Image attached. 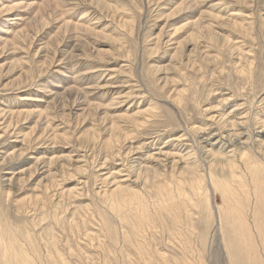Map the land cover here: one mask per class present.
I'll use <instances>...</instances> for the list:
<instances>
[{"label": "rangeland", "instance_id": "374dc122", "mask_svg": "<svg viewBox=\"0 0 264 264\" xmlns=\"http://www.w3.org/2000/svg\"><path fill=\"white\" fill-rule=\"evenodd\" d=\"M4 1L21 4L0 13V251L17 253L0 264H264V210L240 238L209 171L163 221L148 184L141 201L108 192L152 153L196 146L194 129L231 135L215 117L264 125V0ZM262 137L242 151L264 165Z\"/></svg>", "mask_w": 264, "mask_h": 264}, {"label": "bare ground", "instance_id": "6f19581e", "mask_svg": "<svg viewBox=\"0 0 264 264\" xmlns=\"http://www.w3.org/2000/svg\"><path fill=\"white\" fill-rule=\"evenodd\" d=\"M27 1H33V0H27ZM0 2L2 4H4L5 1L0 0ZM2 4H0V9H2V10H0L1 14L5 13V12L11 13L21 3H19V4L16 3L15 6L10 5L12 3L5 4V5H2ZM99 4H101V2H99ZM16 20L19 21V19H16ZM9 23H11V22H9ZM77 25H82V24L77 23ZM205 25L206 24L203 23L202 20H198L197 22L194 23V26L200 30L201 34L204 35V33L207 32L210 39L213 40L215 37V34H213V32L211 30L212 29L210 27L211 25L208 27H206ZM12 26H15V24L14 25L12 24ZM1 27H0V30H2ZM5 32H7V31H5ZM3 34L1 33L2 36H0V41L2 43H5V42H7V38L5 37V34L4 35ZM6 35H7V33H6ZM12 35H14V37H16L18 35V33L16 35H15V33ZM191 37H192V35H190V38ZM195 41H196V39H195ZM197 45H199V43ZM71 73L72 72L67 74V77L65 80L66 82L72 78L71 75L73 73L72 74ZM72 81H73V79H72ZM65 84H67V83H65ZM69 86L70 85H68V86L64 85V88L69 87ZM75 88L76 87H74V88L69 87L66 89V92H68V93L72 92V90H74ZM228 100H230V99H228ZM228 100H226V101H228ZM228 103H229V101H228ZM31 112H36V111L33 110ZM37 112H41V110L37 111ZM238 115H239L238 116V118H239L241 116V113ZM242 115L243 116H241L240 119L236 118L238 120H235V118H234L235 121L231 120V123H228L229 122L227 120L228 118H225L226 116L223 114L221 115L220 119H218L219 117L213 118L214 121H216V120L219 121L220 125L224 124L228 127H231L232 128L231 131L234 130V131H232L231 135L226 136L220 131L219 132L214 131L212 133H206L207 134L206 135L205 132L202 131V129L196 127L197 129H194V130L196 133H198L200 135V140L195 143L196 146L186 145L187 149L185 150V152L180 153L178 155L177 154H171V152L174 150H172L171 152L169 151L170 153L169 152L166 153V151L164 153H162L161 150H158L157 154L152 153L153 156H151V155L150 156L153 157V159H155L156 162H158L157 167L155 165L154 166L152 165V167H140V165L142 163H139L138 162L139 160H138L137 161L138 163L136 162L137 163L136 167H138L140 171L138 169H136V167H132L131 168L132 171H129V173L127 175H125L126 180H124V182H122L120 184H116V182H113V183L109 182L111 184V187L109 188L108 192L111 193L112 195L118 197V198H122V200L126 203L129 202V200L131 199V196L133 198L137 197V200L141 201L140 190H143V188L140 186L141 185L147 186V184H148L153 189L152 190L153 191V200L156 199V202L159 203L158 206L156 205L157 208L160 207V210L158 209V211H156L157 210L156 207H153V219L159 217V221L160 220L163 221V219L160 217L161 211H162L161 209L163 208V210H165V209L167 210V209L172 208L171 207L172 205L168 206V203H166L165 200H167L169 202L172 201L173 199L184 201L188 197L185 190H183V188H182L183 183H184V186H185V184L189 183L190 186L194 189L193 191L196 192V194H194L193 192L190 193V194H194L195 195L194 197L199 196V195L200 196L205 195L203 193L204 191L202 189V186H203V182H204L206 184L205 187H208V184L205 182V180H206V173L209 171L211 186H213L216 189L217 193L220 192L219 194H222L224 196V198L229 199V201H232L234 203L233 206L232 205L230 206V208L233 210L232 211L233 213L232 212L231 213L233 215L234 221H233L232 217L230 215H228L232 219L231 222H233L231 224V229L235 232H240V235L242 236L240 238H243V240H245V237L243 236L242 233L244 231H247L249 234H251V232L247 226V223L249 224L248 221L250 220L249 219V213H247L246 211L250 210L254 201H256V203H257L256 206L258 205V207H260L261 211L264 210V193H263L264 178L261 177V172H262L261 168L264 167V165L262 163H260L258 158L253 153H251L250 151H242V150L249 148V147H254L257 142H259V145L263 144V142H262L263 137L262 136L264 135V125H260L258 128H256L254 130L251 128V120H250L251 118L249 117V115L248 114L247 115L242 114ZM6 119L7 118H3V119H1V121H3V123H4L6 121ZM215 125H217V124H215ZM218 125H219V123H218ZM218 125L215 127H218ZM179 138H178V140L181 139V138L180 139ZM230 138H232V139H230ZM177 143H178V141H177ZM153 146H154V144H153ZM182 146H183V144H182ZM162 147H163V145H162ZM214 149L219 150L218 153H216L215 152L216 150L214 151ZM156 150H157V147H156ZM133 153H135V152H133ZM172 153H175V151ZM159 155H160V157H163V158L157 159L156 157H158ZM151 157H150V161H151ZM147 163L148 162H146V164ZM238 169H240L241 173H242V174H240L241 179H238V177L236 176ZM133 170H138L139 176H137V174ZM36 171H37V169H36ZM244 172H245V176L247 174H250L248 179H247V177L245 179L243 178ZM113 176H114L113 174H111V176H106L107 182L109 179L111 180V178H113ZM165 176L168 177L169 179L166 180ZM114 177H116V176H114ZM15 179H16V177L13 176L12 178H10L9 180H6V181L12 183L15 181ZM132 179H135V180H132ZM172 180L177 181L176 186H172ZM233 182L237 183V187H234ZM41 183H42V180H41ZM206 190H208V189H206ZM188 192H190V191H188ZM73 193H74V190H73ZM187 199L190 200V198H187ZM191 200H193V199H191ZM191 200H190V202H191ZM160 201H162V202H160ZM196 201H199V200H196ZM227 202H228V200H227ZM153 203H154L153 205L155 206V201H153ZM198 203H200V201ZM188 204H189V202H188ZM118 206H117V208H119ZM208 206L210 208L209 204H208ZM181 207L179 205L180 209H181ZM184 207L187 208L186 205ZM189 207H190V205H189ZM200 208H201V206H200ZM222 209H224V208H222ZM183 210H185V209L183 208ZM261 211H260V213L262 214L263 212H261ZM222 213H223V211H222ZM170 214H172V213H170ZM258 214H259V211H258ZM224 216H226L225 212H224ZM228 216H226V218ZM253 217L257 218V219H259V218L262 219V217H259V218L257 217L256 210H255V214ZM155 220L157 221V219H155ZM260 221H262V220H259V222ZM256 228L254 227L255 230H256ZM263 228H264V226L259 227L260 235L264 230ZM262 236H263V233H262ZM263 240H264V238H263ZM246 244H244V245H246ZM9 245H11V247H12V244L10 243V241H9ZM254 247H255V245H254ZM4 248H5V246H4ZM4 248H2V250ZM12 248H9V250L4 249L5 250V257L7 256V253H11V255H12L11 251L14 249V248L13 249ZM253 250H255V248ZM14 252H15V254H17L16 250ZM21 252H18V253H21ZM253 252H255V251H253ZM2 256H3V254H2ZM2 256H0V257H2ZM15 256H13V257H15ZM25 256L23 255V257H25ZM17 257L19 258V256H17ZM6 258L9 259L10 255H9V257H6ZM12 259L13 260H11V261L13 262L15 258H12ZM19 259L23 260L22 258H19ZM7 261L8 260H6V263H7ZM11 261L10 262L8 261V262L11 263ZM19 262H21V261H19ZM25 262L28 263V260ZM9 263H7V264H9ZM1 264H4V263H1ZM13 264H14V262H13ZM19 264H21V263H19Z\"/></svg>", "mask_w": 264, "mask_h": 264}]
</instances>
